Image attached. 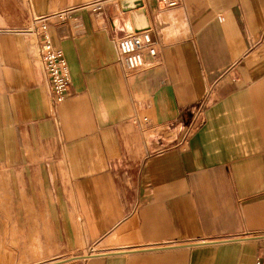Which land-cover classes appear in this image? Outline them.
<instances>
[{
  "label": "crops",
  "instance_id": "0c3cea01",
  "mask_svg": "<svg viewBox=\"0 0 264 264\" xmlns=\"http://www.w3.org/2000/svg\"><path fill=\"white\" fill-rule=\"evenodd\" d=\"M121 1L0 0V264H264V0ZM65 11L54 112L19 30ZM146 29L127 76L115 41Z\"/></svg>",
  "mask_w": 264,
  "mask_h": 264
},
{
  "label": "built area",
  "instance_id": "2783aa9c",
  "mask_svg": "<svg viewBox=\"0 0 264 264\" xmlns=\"http://www.w3.org/2000/svg\"><path fill=\"white\" fill-rule=\"evenodd\" d=\"M161 2L166 8H173L179 4L180 0H161ZM102 3H97L98 9L101 8ZM66 15L67 11L42 17L32 14L30 26L27 29L19 30L20 33L32 37L34 49L48 80L49 101L54 112L68 94L71 76L64 52L53 44L49 32V20L54 17L64 18ZM115 42L120 63L127 76L143 69L145 52H148L152 57L157 56L158 43L149 29L138 32L133 31L124 37L116 39ZM204 108L205 104H202L195 109L194 120L186 130V136L199 126L205 112ZM133 121L142 130L147 129L149 124L147 117H136ZM244 237L264 242V234H245Z\"/></svg>",
  "mask_w": 264,
  "mask_h": 264
},
{
  "label": "water",
  "instance_id": "95a60500",
  "mask_svg": "<svg viewBox=\"0 0 264 264\" xmlns=\"http://www.w3.org/2000/svg\"><path fill=\"white\" fill-rule=\"evenodd\" d=\"M123 12L137 10L143 7L142 0H122L120 2Z\"/></svg>",
  "mask_w": 264,
  "mask_h": 264
}]
</instances>
